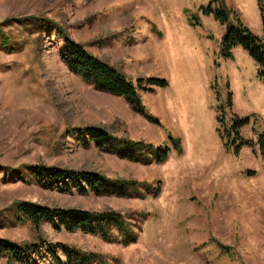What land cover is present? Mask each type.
<instances>
[{"label": "rangeland", "instance_id": "obj_1", "mask_svg": "<svg viewBox=\"0 0 264 264\" xmlns=\"http://www.w3.org/2000/svg\"><path fill=\"white\" fill-rule=\"evenodd\" d=\"M223 1L264 37L257 0ZM209 4L218 2L0 0V241L65 244L95 256L87 264H264V158L247 146L235 155L239 140L227 150L218 132L220 119L250 117L241 136L258 141L264 79L246 51L235 62L220 57L226 27L203 15ZM66 39L127 79L145 80L139 96L149 117L69 70ZM152 78L169 85L149 86ZM90 128L110 135L122 155L85 145L80 134ZM171 138L182 140V155ZM167 148L169 159L158 164L155 153ZM37 166L97 173L123 182L125 192L43 186L31 172ZM15 202L116 212L137 242L125 246L116 226L106 227L108 238L67 230L59 219L34 226L20 220ZM39 252L23 263L0 256V264H56L47 249Z\"/></svg>", "mask_w": 264, "mask_h": 264}, {"label": "trees", "instance_id": "obj_2", "mask_svg": "<svg viewBox=\"0 0 264 264\" xmlns=\"http://www.w3.org/2000/svg\"><path fill=\"white\" fill-rule=\"evenodd\" d=\"M217 2L218 4L216 6L213 4L202 6L201 10L203 15L213 16L222 26L226 27L225 34L222 38L220 57L227 60L233 59V50L241 47L256 61L259 67L258 75L260 79H264V37L261 38L255 35L246 27L223 0L222 2L217 0ZM258 4L264 33V0H258ZM198 24L199 21H194L191 26L196 27ZM61 57L68 69L79 75L84 81L94 85L100 91L114 96L124 97L136 113L149 117L143 111L139 96V92L146 90L143 86L145 80L139 79L133 82L127 79L125 75L88 53L81 44L75 43L70 39H66L65 48L61 53ZM147 83L149 86L160 89H165L169 85L168 81L155 78L148 79ZM228 106L232 108L231 92L228 93ZM150 119L153 121L152 118ZM218 122L225 128L223 132L220 129L218 132L220 133L221 139L226 142L225 147L227 150H232L233 144L236 140H239L240 145L235 146V155H239L240 150L247 146L251 147L255 154L264 158V133L260 135L257 142L245 140L241 136L242 128L251 123L250 117L240 118L238 115H233L230 125H227L223 119L218 120ZM80 135H82L81 138L84 139L83 142L87 146L94 145L100 151L114 152L122 155L121 152H118L111 136L100 129L90 128ZM171 142L176 154L182 155L184 152L182 140L180 138H171ZM127 146L128 148L135 149L136 152L144 150L135 148L131 143H128ZM170 151V148L163 151L158 150L155 153L156 162L158 164L165 163L169 159ZM31 172L37 178L38 183L43 186L65 184L68 181L74 185V188H78L84 193L92 191L101 195L111 193L121 194L123 191L125 192V184L123 182L115 181V183L110 184L103 176L97 173L70 172L43 166L32 168ZM130 185L128 184V186ZM158 194L159 190H157ZM14 206L18 208V214L21 216L20 220L30 222L34 226H39L46 221L53 222L59 219L60 227H64L67 230H82L92 235L103 236L104 238H108L106 229H111L116 226L124 234L123 244L125 246L137 242L134 232L131 230V234H129L130 232H124V221L121 214L116 212L90 213L76 209H50L30 202H15ZM41 247L47 249L48 255L56 264H87L95 258L92 254L81 252L65 244H44ZM41 247L31 245L21 248L8 242L0 241V256H5L18 263H23L31 254L39 256L41 254L39 252ZM59 250L63 251V254L67 257L66 261H63L59 257ZM224 253L228 254L227 250Z\"/></svg>", "mask_w": 264, "mask_h": 264}, {"label": "crops", "instance_id": "obj_3", "mask_svg": "<svg viewBox=\"0 0 264 264\" xmlns=\"http://www.w3.org/2000/svg\"><path fill=\"white\" fill-rule=\"evenodd\" d=\"M224 2H225V1H224ZM257 2H258V0H257ZM226 5H227V4H226ZM224 34H225V33H223V36H224ZM244 51H245V50L242 49V48H240V47L235 48V49L233 50V59H229V60L235 62V61H236V57H237V55H239V56L242 57V58H245V57H246V54H245Z\"/></svg>", "mask_w": 264, "mask_h": 264}]
</instances>
